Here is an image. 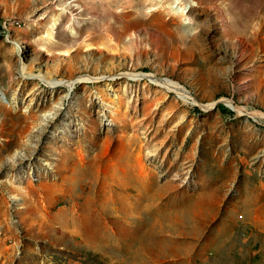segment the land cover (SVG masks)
I'll return each instance as SVG.
<instances>
[{"label": "rangeland", "instance_id": "obj_1", "mask_svg": "<svg viewBox=\"0 0 264 264\" xmlns=\"http://www.w3.org/2000/svg\"><path fill=\"white\" fill-rule=\"evenodd\" d=\"M66 1L0 0L2 258L264 264V0Z\"/></svg>", "mask_w": 264, "mask_h": 264}, {"label": "bare ground", "instance_id": "obj_2", "mask_svg": "<svg viewBox=\"0 0 264 264\" xmlns=\"http://www.w3.org/2000/svg\"><path fill=\"white\" fill-rule=\"evenodd\" d=\"M64 1V0H63ZM75 0H67V4H71L73 3V6H75L76 8L80 9V7L78 6L77 2H74ZM174 1L175 0H160L161 5H163L165 7V9H168L172 12H176L177 10L180 11V13H182L184 16H189L190 10L195 6V3L189 2V4L183 5V0H178V5L174 7ZM71 6V5H70ZM198 6V5H197ZM67 8V7H66ZM188 9V11L186 12V10ZM65 10V9H64ZM194 10V8H193ZM193 14V13H192ZM191 16V15H190ZM190 19V18H189ZM192 20V19H191ZM22 73L25 75V73L27 72V66L26 65H22L21 68ZM29 74V73H28ZM27 74V75H28ZM126 76H129L134 79H148L151 82L160 85L164 88H166L169 91H173L175 92L180 98L184 99V100H188L191 99L193 101H195V103L199 104L201 107L207 109L211 106H214L216 104L215 103H201L199 102L196 97H194V95L192 94V92L190 90H188L185 86H182L180 83L171 80L169 78H159L157 77L154 73H144V72H140V73H126ZM78 77V76H77ZM92 78V77H91ZM90 77L88 76H83V77H78L76 79H72V80H60V81H56V82H52L53 80L47 79L45 76L41 77V79L43 81L46 82H50L49 84L52 86H56V85H63L65 87L68 88H72L73 85L77 82V81H88L91 80ZM87 79V80H86ZM98 79V78H97ZM85 84V82H84ZM59 88V87H58ZM55 89V88H54ZM3 92V91H2ZM0 92V101L2 100L3 102L7 103V104H16V101L8 98V95H6L4 92L2 93ZM220 101H223L231 106H233V108L236 110V112L238 114H250L252 115V117L254 116H261L264 117V112L260 111V110H254V111H249V109H247L244 106H239L236 104V102L233 99L224 97L222 98ZM4 103V104H5ZM13 106V105H12ZM50 115V114H49ZM42 120V119H41ZM44 122V121H43ZM39 128V127H38ZM28 140V139H27ZM32 144V143H31ZM140 159V158H139ZM139 163V162H138ZM142 163V162H141ZM140 164V163H139ZM137 167V166H136ZM141 167V166H140ZM144 167V166H142ZM139 178V175H138ZM138 181V180H137ZM139 182V181H138ZM15 202L19 201V198H17L16 196H14ZM20 203V201H19ZM134 204V203H133Z\"/></svg>", "mask_w": 264, "mask_h": 264}, {"label": "crops", "instance_id": "obj_3", "mask_svg": "<svg viewBox=\"0 0 264 264\" xmlns=\"http://www.w3.org/2000/svg\"><path fill=\"white\" fill-rule=\"evenodd\" d=\"M2 239L0 238V243L1 245L3 244V242L1 241ZM8 246V245H7ZM1 248V247H0ZM20 253V251H18ZM2 254H0V264H29L28 263V258L27 256L23 255L21 258L18 257V255H14L12 258H2L1 256Z\"/></svg>", "mask_w": 264, "mask_h": 264}, {"label": "water", "instance_id": "obj_4", "mask_svg": "<svg viewBox=\"0 0 264 264\" xmlns=\"http://www.w3.org/2000/svg\"><path fill=\"white\" fill-rule=\"evenodd\" d=\"M219 102H223V101H219ZM223 103H224V105H226L227 107H229L232 111H235L236 112V110L233 108V106H231V105H229V104H227L225 102H223Z\"/></svg>", "mask_w": 264, "mask_h": 264}, {"label": "trees", "instance_id": "obj_5", "mask_svg": "<svg viewBox=\"0 0 264 264\" xmlns=\"http://www.w3.org/2000/svg\"><path fill=\"white\" fill-rule=\"evenodd\" d=\"M221 108L224 111H229L230 110V108H228L226 105H222Z\"/></svg>", "mask_w": 264, "mask_h": 264}]
</instances>
